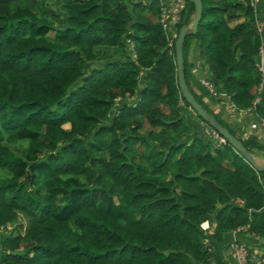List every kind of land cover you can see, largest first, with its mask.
<instances>
[{
  "label": "trees",
  "instance_id": "trees-1",
  "mask_svg": "<svg viewBox=\"0 0 264 264\" xmlns=\"http://www.w3.org/2000/svg\"><path fill=\"white\" fill-rule=\"evenodd\" d=\"M158 6L0 0V264H223V234L238 226L264 257V170L191 119L207 124L180 95ZM192 14L185 0L175 31ZM259 45L248 0H201L182 42L188 89L251 155L264 143L202 101L188 55L245 108Z\"/></svg>",
  "mask_w": 264,
  "mask_h": 264
},
{
  "label": "built area",
  "instance_id": "built-area-1",
  "mask_svg": "<svg viewBox=\"0 0 264 264\" xmlns=\"http://www.w3.org/2000/svg\"><path fill=\"white\" fill-rule=\"evenodd\" d=\"M258 2L259 0H248V3L253 10V20L255 28L260 36V45L258 47L257 58L255 60V65L260 75V80L256 87V93L251 99L250 105L245 108H236L233 103L228 100V98L227 102L223 105V109H225L230 118H234L238 115L240 116L241 114H249L250 118L248 120V128H250L251 130L258 129L259 127H264V115H258L255 112V103L259 100L260 92L264 85V14H261L258 9ZM158 5V21L160 22L165 36L168 40L167 44L171 45L172 39L173 37H175L177 32L175 31V24L178 21L181 12L185 8V0H158ZM197 81L198 84L201 85L210 95L217 96L219 93H222V91L215 90L212 82L207 77H199ZM113 113H115V110H113ZM209 136L212 138V140H214L216 144L225 142L226 140L213 128H210ZM241 136L247 137L249 136V134L247 133V131H243ZM202 222H205V224H202ZM202 222H200L199 224L201 229L204 231V233H209L210 230L208 228L206 220H203ZM229 253L235 261L234 264H245L246 248L243 242L237 241L232 238L229 242Z\"/></svg>",
  "mask_w": 264,
  "mask_h": 264
},
{
  "label": "crops",
  "instance_id": "crops-1",
  "mask_svg": "<svg viewBox=\"0 0 264 264\" xmlns=\"http://www.w3.org/2000/svg\"><path fill=\"white\" fill-rule=\"evenodd\" d=\"M233 22L234 20H230V24H232ZM188 59H189V62L191 63L190 71L192 73V76L189 79V85L198 95H200L202 101L212 111L219 112V110L223 108V105L227 102V99H221L215 96L216 99L213 100L210 97V95L205 91V89L201 85L198 84L197 79L199 77H207L208 72L206 70V66L203 63L201 57L199 56V54L196 52V50L193 47H191L190 49ZM246 116L247 117L249 116L250 118L249 114L248 115L241 114L240 116L238 115V116H235L234 118H230L228 116L226 119L223 116L222 117L224 118L225 121H227V123L230 121L228 124L232 126L235 130H237L238 133L239 132L241 133V129H245L244 132L247 131L249 135H254L260 142H264V127H259L258 129L251 130L250 128H248L249 118L247 119L244 118ZM191 119L195 122L200 132L204 136L208 137L209 136L208 125L198 120L195 117L193 118L191 117ZM240 135H242V133ZM206 222L211 232L213 230L214 224L210 223L207 220ZM232 238H234L237 241L243 242L246 246L249 247L250 252L248 255V262L252 264H264V257H259V254L261 252L260 244L262 242V239L256 235L246 232L244 226H238L237 228L227 231L226 233L223 234L222 241L225 242V244H227L226 247L222 251L223 264H234L235 262L233 257L229 253V242L231 241Z\"/></svg>",
  "mask_w": 264,
  "mask_h": 264
},
{
  "label": "water",
  "instance_id": "water-1",
  "mask_svg": "<svg viewBox=\"0 0 264 264\" xmlns=\"http://www.w3.org/2000/svg\"><path fill=\"white\" fill-rule=\"evenodd\" d=\"M189 1L193 4L192 18L189 23L181 24L178 27L173 41L174 60L176 65V83L179 88L180 95L198 116H200L211 128L215 129L220 135H222L230 145H232L250 162L253 167H255L257 170H264V166L256 162L254 157L246 150L242 142L224 125H222L212 113H209L201 104L197 102L185 83L183 73L182 42L186 34L195 32L201 13V0ZM217 97L221 99H227V95L224 92L219 93Z\"/></svg>",
  "mask_w": 264,
  "mask_h": 264
},
{
  "label": "rangeland",
  "instance_id": "rangeland-1",
  "mask_svg": "<svg viewBox=\"0 0 264 264\" xmlns=\"http://www.w3.org/2000/svg\"><path fill=\"white\" fill-rule=\"evenodd\" d=\"M254 21V20H253ZM264 90V85H263V88ZM224 108V107H223ZM221 108L222 110H219V113L221 114V116H223L225 119L228 117L227 116V113L225 111V109ZM230 120V119H229ZM230 122V121H229ZM228 122V123H229ZM234 125V123H233ZM64 127H67L68 124L67 123H64L63 124ZM209 127V126H208ZM245 129H241V133L244 131ZM240 133V132H239ZM240 133V134H241ZM248 133V132H247ZM249 134V133H248ZM209 135H210V127H209ZM264 143V142H263ZM254 157V159L256 160V162L260 165H263L264 166V151L263 150H260V149H256V151H254V154L252 155ZM23 222V221H22ZM11 227L10 224L6 225V230H9V228ZM1 230V229H0ZM1 232V231H0Z\"/></svg>",
  "mask_w": 264,
  "mask_h": 264
},
{
  "label": "bare ground",
  "instance_id": "bare-ground-1",
  "mask_svg": "<svg viewBox=\"0 0 264 264\" xmlns=\"http://www.w3.org/2000/svg\"><path fill=\"white\" fill-rule=\"evenodd\" d=\"M202 224H205V222H203Z\"/></svg>",
  "mask_w": 264,
  "mask_h": 264
}]
</instances>
